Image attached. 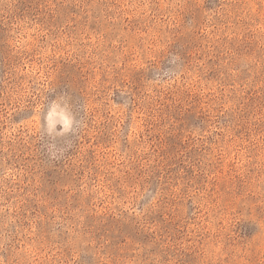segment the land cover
<instances>
[{
  "label": "rangeland",
  "instance_id": "374dc122",
  "mask_svg": "<svg viewBox=\"0 0 264 264\" xmlns=\"http://www.w3.org/2000/svg\"><path fill=\"white\" fill-rule=\"evenodd\" d=\"M0 264H264V0H0Z\"/></svg>",
  "mask_w": 264,
  "mask_h": 264
}]
</instances>
